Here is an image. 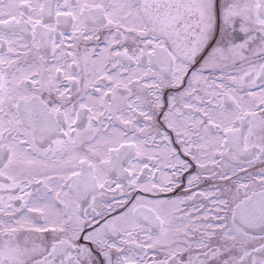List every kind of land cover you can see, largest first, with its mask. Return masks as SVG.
<instances>
[{"label": "snow or ice", "instance_id": "1", "mask_svg": "<svg viewBox=\"0 0 264 264\" xmlns=\"http://www.w3.org/2000/svg\"><path fill=\"white\" fill-rule=\"evenodd\" d=\"M0 264H264V0H0Z\"/></svg>", "mask_w": 264, "mask_h": 264}]
</instances>
